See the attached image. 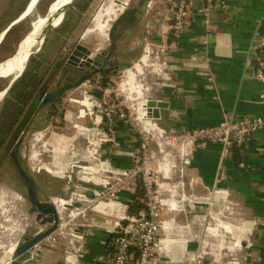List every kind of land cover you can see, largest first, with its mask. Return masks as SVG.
I'll return each instance as SVG.
<instances>
[{
    "label": "rangeland",
    "instance_id": "rangeland-1",
    "mask_svg": "<svg viewBox=\"0 0 264 264\" xmlns=\"http://www.w3.org/2000/svg\"><path fill=\"white\" fill-rule=\"evenodd\" d=\"M32 1L0 0L1 36L11 22L22 14L27 15L4 35L0 43L1 63L7 62L5 60L15 53L38 19L53 16L50 10L55 0L38 1L28 14ZM108 1H114L117 6L126 3L124 16L127 12L130 14L143 0H89L84 12L75 8V3L67 9L62 22L69 28L61 33L56 32L60 26L49 29L43 42L32 51L30 56L38 55L43 60L36 72L43 83L52 78L55 67L60 66L59 69H62L57 72L51 89L63 83L66 72H72L66 61L75 45H82L92 51V57L109 50L112 43L110 38L84 35L98 10ZM48 8L49 12L45 16ZM166 8L165 0H156L152 10L147 11L144 7L138 24L129 28L127 25L128 29L124 33L117 29L118 38L113 54L117 60L116 72L106 76L101 73L91 75L84 84L63 94L50 114L46 110L40 112L20 145V160L24 171L38 187L39 201L53 200L59 208L64 204L69 205L60 214L63 217L53 233L56 244L61 243L60 247H63L62 251L67 256H70L71 249L77 253L82 251L75 237L86 233L89 226L86 216L88 211L91 212L98 203L115 201L120 203V216L119 219L114 218V222L112 218L108 220L109 223L106 220L107 225L113 228L104 264H112L115 240L122 236L133 240L127 264H251L244 250L248 242L238 243L235 232L226 231L224 215H210L209 206L204 203L207 195L199 194L197 190L204 188V183L191 174L192 164L187 168L180 165L176 150L180 144L178 138L187 134L174 135L171 144L165 136L158 137L154 132H148L137 120L139 101L129 102L126 94L120 90L125 72L139 64L147 51L150 65L140 78L143 85L149 87L144 99L161 100V93L171 83L173 73L167 61L183 32L180 31L178 37L174 35L172 27L175 23L173 20L167 22ZM120 19L121 16L115 22ZM29 64L28 60L22 75L28 70ZM11 80L0 79V91ZM13 101L9 93L0 100V126L11 121ZM153 122L163 130L158 120ZM39 134L42 138L36 140ZM117 157L121 158V165L114 162ZM82 158L91 162L83 161ZM127 159L129 163L125 162ZM60 167L63 168V174L62 169H58ZM96 170L95 175L101 181L87 175V172ZM61 174L62 178L56 176ZM139 176L146 184L153 186L151 193L142 201L146 212L154 213L155 219L160 225H166L167 230V233L161 232L153 256L145 263L139 260V240L142 235L140 223L128 215L127 205L131 201L125 204L121 201L124 193L134 191L137 185L135 179ZM18 180L10 163L0 172V245L16 244L15 249L24 240L45 232L52 225L42 224L37 219V212H30L32 207L27 199V191ZM89 180L99 184L95 185ZM165 184L172 193L161 187ZM76 193L79 197L70 201L76 197L73 196ZM57 194H61L64 200L58 199L60 197ZM181 236L184 237L180 241L178 239ZM170 238L178 242H174L169 251H162L163 242ZM73 244H78L77 249ZM15 249L10 255H3L0 250V264L7 261L20 264L21 259L15 255ZM31 254L33 252L30 250L28 256Z\"/></svg>",
    "mask_w": 264,
    "mask_h": 264
},
{
    "label": "crops",
    "instance_id": "crops-1",
    "mask_svg": "<svg viewBox=\"0 0 264 264\" xmlns=\"http://www.w3.org/2000/svg\"><path fill=\"white\" fill-rule=\"evenodd\" d=\"M263 1L226 0L227 8L215 11L210 17L208 34L196 19L183 31L167 61L173 73L172 81L160 95V101L168 105L161 110L158 120L163 130L182 136L195 128L217 126L224 120L264 117V106L258 102L261 86L252 79L253 54L264 17ZM127 29L123 27L119 32ZM82 160L91 162L93 156L91 160ZM114 162L121 165L122 161L117 157ZM191 164V174L205 185L197 190L207 195L204 203L208 204L210 215H224L226 231L235 232L238 243L248 242L244 250L251 264H264V132L248 138L242 147L232 149L225 159H221L218 145L196 149ZM58 169L63 174V168ZM97 171L87 175L98 181ZM62 174L56 176L62 178ZM133 190L123 194L124 204L131 201ZM57 196L64 200L61 194ZM73 196L76 197L70 199L72 202L79 194ZM119 204L102 202L88 211L86 216L91 227L88 226L84 236L75 237L81 253L71 249L67 256L61 243L56 244L53 233L58 224L54 232L30 249L33 254L28 256L30 250L24 254L20 264H104L113 228L107 223L110 218L112 222L114 218L119 219ZM64 205L66 210L69 205ZM56 207L59 212L61 207ZM58 216L59 223L63 216L60 213ZM164 231L167 233L166 228ZM174 242L178 241L165 240L162 251L172 249ZM73 245L76 248L78 244Z\"/></svg>",
    "mask_w": 264,
    "mask_h": 264
},
{
    "label": "built area",
    "instance_id": "built-area-1",
    "mask_svg": "<svg viewBox=\"0 0 264 264\" xmlns=\"http://www.w3.org/2000/svg\"><path fill=\"white\" fill-rule=\"evenodd\" d=\"M165 2L167 6L165 11L168 14L167 22L170 23L173 20L175 23L172 28L175 30L174 35L177 37L179 32H183V29L185 30L190 22L195 19L203 24L205 33L208 34L210 32L209 25L212 14L217 10L224 11L227 8L226 0H165ZM155 3L156 0H147L145 3L147 11L152 10ZM262 23L264 24V17ZM255 49L253 54L255 67L252 79L261 86L258 102L264 106V30L257 37ZM66 63H69V57ZM261 132H264V117L260 116L242 117L234 121L224 120L217 126L192 129L183 138H178L180 144H178L176 150L179 154L180 165L184 168L189 167L193 159V152L208 144L218 145L220 147V157L225 159L230 155L232 149L242 147L248 138ZM162 133L165 139L172 144V139L175 138L174 134L165 130H162ZM141 182L145 192L144 200L153 190V186L146 184L144 179H141ZM134 219H137L134 221L140 223L139 226L142 231L139 240V260L145 263L153 256L165 225H160L159 221L155 219L154 213H149L148 211L141 212L139 217ZM132 245L133 240L128 236L117 238L114 243V253L111 256L112 264H127L129 249Z\"/></svg>",
    "mask_w": 264,
    "mask_h": 264
},
{
    "label": "bare ground",
    "instance_id": "bare-ground-1",
    "mask_svg": "<svg viewBox=\"0 0 264 264\" xmlns=\"http://www.w3.org/2000/svg\"><path fill=\"white\" fill-rule=\"evenodd\" d=\"M71 1L72 0H55V3L53 4L50 10L51 15L54 16L56 12H58L64 5L68 4ZM35 2L36 0L32 1L28 9V14L34 9ZM124 6H126V3L122 6H117L114 3V1L106 2L105 5H103L94 16L91 26L85 31L84 35L93 34L100 38H107L112 23H114L120 16L123 15L125 9ZM49 17L51 16L47 15L42 19H38L37 22L34 23L33 28L30 29L26 38L21 41L18 48L19 49L18 54L16 55L14 60L7 59L5 60L7 62L3 61L5 63L0 62L1 63L0 79L8 80L9 78H14L17 76L18 72L24 70V67L27 64L32 51L41 44V40H39V37L41 35L42 29L45 27L47 23V18ZM60 21H61V17L55 20L54 26H57L60 23ZM148 57L149 55L147 51L146 54L142 57L139 64H136L133 67V69L127 70L125 72L126 76L121 84L120 90L126 94L127 100L129 102L136 100L139 101L137 103V108H136L138 114L137 120L140 122V124L143 125V128L148 132L151 133L154 132V134H156V136L158 137L161 136L163 137L164 134L162 133V129H160L153 121H151L152 119H150L149 113L147 114L145 112L147 111L145 110L146 109L145 104L147 100L144 99L145 98L144 94L147 90H149V87L147 88L146 85H143L141 79L142 76L144 75L146 68L150 65ZM1 97L2 94L0 93V98ZM36 138H37L36 140H40L42 138V135L39 134ZM161 187H164L167 192L172 193L171 188H169L166 184L162 185ZM65 206L66 205H63L61 207L58 214L64 213ZM15 246L16 244H12L8 246L1 244L0 250H2L3 255H10L13 253ZM4 264H11V261L4 262Z\"/></svg>",
    "mask_w": 264,
    "mask_h": 264
},
{
    "label": "water",
    "instance_id": "water-1",
    "mask_svg": "<svg viewBox=\"0 0 264 264\" xmlns=\"http://www.w3.org/2000/svg\"><path fill=\"white\" fill-rule=\"evenodd\" d=\"M38 1L40 0H36L34 7L37 5ZM147 0H144V2ZM78 0H72L71 2H69L68 4L64 5L58 12H56V14L54 16H51L49 18H47V23L45 25V27L42 29L41 31V35L39 37V40H41V42H43V40L45 39L46 33L49 29H54L57 28L58 26L61 25V23L63 22L64 16L66 14V11L68 8L72 7L75 3H77ZM144 6V3H143ZM49 12V8L45 14V16L48 14ZM23 15V14H22ZM20 15L16 20H14L13 22H11L5 29H4V34L1 36L0 34V43L4 37V35H6L8 33V31L15 26L18 22H20L22 19H24L27 15L22 16ZM59 17H61V21L57 26H54V22L56 19H58ZM118 22L113 23V25L110 28V31L108 33V38H110V40L112 41V48L116 47V40L118 38ZM27 36V34H26ZM26 36L22 39L24 40L26 38ZM21 43V42H20ZM19 43V45H20ZM19 45L15 51V53L9 57V59L14 60V58L16 57V55L18 54V48ZM93 56L92 51L88 50L86 47L77 44L75 46V48L72 50L71 55L69 56V64L73 67H78L81 68L83 65L85 67H88L89 70L86 74H84L76 83H74L71 86H67L62 90L56 91V92H52L47 96V99H53L55 100L59 95H61L62 93H64L66 90H70L71 88L74 87H78L80 85H82L84 83V81L89 77V75L95 71L96 67H99L105 60H106V52L101 53V55L99 56ZM80 71L82 69H79ZM23 70L18 72L17 76L12 78V80L9 82L8 86L1 91L0 93L2 94V97L0 98V100H2L4 98V96L7 94V92L9 91V89L12 87V85L14 84V82L22 75ZM73 80V76L72 75H67L66 77V81H72ZM40 101V96L36 98V100L34 101L27 117H30L33 113V110L35 109V107L37 106V104ZM168 107L166 102L160 101V100H147L146 104H145V108L147 110V112L150 115V119L152 120H160L161 117V110L162 109H166ZM21 141H19L17 143V147L19 146ZM16 153V152H15ZM15 156V155H14ZM15 163L18 165L17 160H15ZM18 169H19V173L20 175L29 183V199L31 204L34 207H37L38 210L40 211V215L37 216V219L39 220L42 216L44 215H49V217L47 219H43L41 220L42 224H52L51 227L49 229H47V231L43 232V233H39L36 234L34 237H32L31 239L22 242L16 249H15V255L17 257H20V259L23 258L24 254L26 252H28L30 249H32L35 245H37L40 241H42L43 239H45L48 235H50L52 232H54V230L56 229L57 225H58V210L56 209L54 203L52 202V200L48 203H41L38 200V197L36 196V191L33 185V182L31 181V179L26 175V173L19 167L18 165ZM11 264H17L16 261H12Z\"/></svg>",
    "mask_w": 264,
    "mask_h": 264
},
{
    "label": "flooded vegetation",
    "instance_id": "flooded-vegetation-1",
    "mask_svg": "<svg viewBox=\"0 0 264 264\" xmlns=\"http://www.w3.org/2000/svg\"><path fill=\"white\" fill-rule=\"evenodd\" d=\"M143 3H144V6H143ZM145 3H146V1L144 2V0H143L138 7H135L131 10L130 14L127 12V13H125L124 16H121V19L118 22V24H119L118 29L120 30L123 27L126 28L127 25H128V28L131 27V25H133L136 22V19L138 17H141L143 10H144V7H145ZM130 16H131V20H129ZM135 24H137V23H135ZM112 45L113 44L111 43L108 51H104V52H106V60L99 67H96L95 71H93L89 75V77L95 73H99V71L104 67H108L109 69H112L113 73L116 72L115 68L117 67V61H115V58L113 55L115 48H112L113 47ZM67 65L69 66V69H71L72 72L71 73L70 72L65 73L64 78H63V83L60 86H57L55 89H51V87L53 85L52 82L57 78V72L59 73L62 70V69H58V66H57V67H55V71L53 72V75L51 76L52 78L50 80H46V82L43 83L41 86L36 87V91L34 92L33 97L29 100L27 105L24 106V111L22 112L21 117L19 116L18 120L14 123H12V121H9L4 126H3V124L0 126V172L2 173L3 168L7 167L9 163L13 166V168L15 169V171L19 177V180L23 183V185L25 186V189L27 191V199L30 203V206L32 207V210H33V211L30 210V212L31 213L37 212V216L40 215V211L38 210L37 207H34L30 202V199H29V183L19 173L18 165L24 171L23 164L21 163L20 156H19V148H20V145L22 144L24 137L27 134L29 128L31 127L32 123L34 122V119L36 118V116L39 115L40 112H42L43 110H46L47 113L50 114L51 111L55 108L58 99L63 94H65L66 92L70 91L73 88H71L68 91H65L64 93L59 95L55 100L47 99V96L52 92H56V91L64 89L67 86L73 85L84 74H86L89 70V68L85 67L84 65L81 68L73 67L69 63H67ZM79 69H82V70L80 71ZM67 75L73 76V80L71 82L66 81ZM8 84L5 86V88L8 86ZM13 85H12V87H13ZM5 88H3L1 91H3ZM11 88L9 89V91L11 90ZM9 91L7 92V94L9 93ZM39 96H40L39 103L37 104V106L33 110L32 115L30 117H28L27 121L25 122V118H26L27 113L30 111L34 101ZM11 112H12V110H11ZM21 125L23 128H22L21 132L19 133L18 137L16 138V140L11 145L10 143H11V140L13 137L14 130L16 128H19ZM19 141H21V142H20L19 146L17 147L16 145ZM10 145H11V147H10ZM15 160H17L18 165L15 163ZM31 181L33 182V185H34V188L36 191V196H38L39 195L38 187H37L35 181H33L32 179H31ZM45 202L49 203L50 201H44L41 203H45ZM48 217H49V215H44L39 220L41 221L43 219H47ZM27 240H29V239H27ZM27 240H24V241H27Z\"/></svg>",
    "mask_w": 264,
    "mask_h": 264
},
{
    "label": "trees",
    "instance_id": "trees-1",
    "mask_svg": "<svg viewBox=\"0 0 264 264\" xmlns=\"http://www.w3.org/2000/svg\"><path fill=\"white\" fill-rule=\"evenodd\" d=\"M89 0H78V2L74 5L75 8H77L80 12H84L87 9ZM131 20V16L129 18ZM140 17L136 19L135 23H139ZM134 23V24H135ZM68 25L64 22L60 25L58 29H56L57 33H61L64 30H66ZM264 30V24H261V31ZM30 64L28 65V70L22 75V78L18 81H16L9 91L10 96L14 100L12 104V112H11V121L12 123L16 122L18 120V117L22 115V112L24 111V106L27 105L29 100L33 97L34 92L36 91L37 86H41L43 84L42 79L38 78L37 70L40 68V65L43 63V60L41 59V56H30L29 58ZM60 66H58L59 69ZM55 71V69H54ZM53 71V72H54ZM99 73L102 75H110L113 74L112 69H109L108 67L102 68ZM94 75V74H93ZM92 75V76H93ZM91 76V77H92ZM69 87V86H68ZM69 90V89H68ZM66 90V91H68ZM23 106V107H22ZM29 113V112H28ZM27 113V115H28ZM26 115L25 122L27 121L28 117ZM22 125L19 128H16L13 133V137L11 140V145L18 137L19 133L22 130ZM10 145V147H11ZM137 185L135 188L134 195L131 199V202L127 205V212L129 216H132L134 218H138L140 212L144 211L146 212L145 205L142 203V200L145 196V192L143 189V184L141 182L140 176L138 179H136Z\"/></svg>",
    "mask_w": 264,
    "mask_h": 264
}]
</instances>
